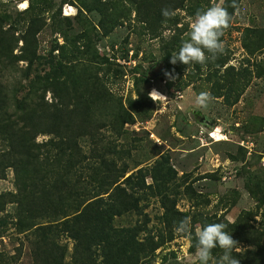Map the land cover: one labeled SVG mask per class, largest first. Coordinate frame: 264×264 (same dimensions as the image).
<instances>
[{"label": "rangeland", "instance_id": "rangeland-1", "mask_svg": "<svg viewBox=\"0 0 264 264\" xmlns=\"http://www.w3.org/2000/svg\"><path fill=\"white\" fill-rule=\"evenodd\" d=\"M132 2L0 0V32L14 47L13 55L20 54L31 19H36L33 26L42 24L34 35L39 60L28 66L27 58H12L3 78L21 89L19 96L35 86L34 79H41L37 91L51 102L52 92L42 81L52 78L50 67L62 61L68 69L66 83L78 82L84 98H89L84 90L94 80L121 98L133 122L125 124L121 136L107 128L98 134L129 150L122 160L132 170L136 163L144 166L162 157L176 173L166 193L167 201L176 202L175 208L184 213L176 222L191 218V232L180 234L173 228L175 238L156 250L152 263L200 264L196 249L189 248L200 221L222 217L233 221L241 211L254 207L245 185L264 181V46L251 54L243 39L245 29L264 30V0L235 3L230 26L220 38L223 53L187 71L179 62L170 64L171 54L187 39L196 11L222 6L225 0H148V5L153 4L145 11L161 17L152 21L145 19L144 12L138 13ZM164 7L176 12L167 24L161 14ZM173 69L176 79L168 80L164 71ZM63 78L52 80L58 93L65 86L60 82ZM153 88L168 99L154 102L148 95ZM201 92L212 98L206 108L195 102ZM227 94L231 103L224 99ZM47 138L39 135L36 140ZM84 143L89 154L91 141L87 138ZM15 185L13 170L6 169L0 177V194L15 191ZM234 190L237 201L229 206L224 197ZM144 203L148 227L154 232L160 228L159 197L149 196ZM11 210L6 203L0 216ZM5 218L0 227V264H32L25 235L15 233L10 217ZM143 218L144 214L125 215L116 224L132 225ZM255 219L252 223L257 226L259 216ZM167 251L173 254L163 257Z\"/></svg>", "mask_w": 264, "mask_h": 264}, {"label": "trees", "instance_id": "trees-1", "mask_svg": "<svg viewBox=\"0 0 264 264\" xmlns=\"http://www.w3.org/2000/svg\"><path fill=\"white\" fill-rule=\"evenodd\" d=\"M146 1L132 3L138 13L144 12L146 20L161 18L145 11L153 4ZM232 4L233 0H225L222 5L231 15L235 9ZM35 22L31 19L27 27L28 36L22 39L19 55H13L14 47L0 32V177L6 169H12L16 180L15 191L0 194V211L6 203L12 205L10 213L0 216V227L9 216L15 233L25 235L32 264H154L156 250L175 238L174 222L184 215L175 208L176 202L166 197L176 173L162 157L144 166L136 163L135 170L130 169L122 160L129 150L110 144L98 132L107 128L121 136L125 124L133 122L132 112L97 80L84 90L89 97L84 98L78 82L66 83L68 69L64 62L50 67L53 79L42 81L52 92L51 102L37 91L41 79H34L35 86L22 96L19 87L5 83L3 72L12 58L18 61L25 57L28 66L40 58L34 35L42 24L33 26ZM243 39L252 54L264 46V30L245 29ZM84 47L88 49L89 45L85 43ZM56 76H64L61 93L53 85ZM224 99L231 103L228 94ZM39 135L48 138L37 141ZM87 138L91 141L89 154L84 150ZM256 182L245 185L253 208L241 211L233 221L225 217L200 221V227L227 225L225 231L242 248L241 253H233L240 264H264V181ZM234 192L225 195V204L236 203ZM154 195L159 197L162 213L160 228L153 232L148 227L144 202ZM132 214H144V218L132 225L116 224L117 218ZM256 216L257 226L252 223ZM195 244L193 234L192 251ZM170 254L173 251L163 257ZM221 255L222 250L214 248L209 264H216Z\"/></svg>", "mask_w": 264, "mask_h": 264}, {"label": "clouds", "instance_id": "clouds-1", "mask_svg": "<svg viewBox=\"0 0 264 264\" xmlns=\"http://www.w3.org/2000/svg\"><path fill=\"white\" fill-rule=\"evenodd\" d=\"M232 7H236L233 0ZM164 17V24L176 15V12L169 7L161 10ZM231 14L227 8L220 5H213L206 10H197L190 23V31L186 33L187 39L181 41L177 52H173L170 64L176 65L178 62L188 68L195 64L205 65L209 60H215L224 51L221 36L230 26ZM164 76L168 80H175V70H165ZM149 97L157 102L167 100L157 89L153 88ZM211 96L207 92H201L195 99L196 104L201 108H206L211 101ZM225 223H210L203 227L196 228V255L200 264H209L212 260V250L219 247L222 255L216 264H240V261L233 256V253H241V247L228 232L225 231ZM174 232L188 234L191 232V218L184 217L178 222H174Z\"/></svg>", "mask_w": 264, "mask_h": 264}, {"label": "bare ground", "instance_id": "bare-ground-1", "mask_svg": "<svg viewBox=\"0 0 264 264\" xmlns=\"http://www.w3.org/2000/svg\"><path fill=\"white\" fill-rule=\"evenodd\" d=\"M23 5H24V3H23ZM66 14H69L68 12H66Z\"/></svg>", "mask_w": 264, "mask_h": 264}, {"label": "water", "instance_id": "water-1", "mask_svg": "<svg viewBox=\"0 0 264 264\" xmlns=\"http://www.w3.org/2000/svg\"><path fill=\"white\" fill-rule=\"evenodd\" d=\"M158 71V70H157Z\"/></svg>", "mask_w": 264, "mask_h": 264}]
</instances>
